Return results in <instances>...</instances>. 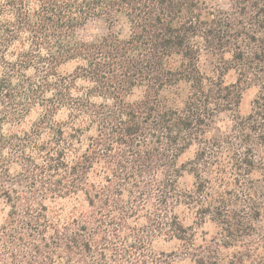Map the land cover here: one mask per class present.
Wrapping results in <instances>:
<instances>
[{"label": "trees", "instance_id": "1", "mask_svg": "<svg viewBox=\"0 0 264 264\" xmlns=\"http://www.w3.org/2000/svg\"><path fill=\"white\" fill-rule=\"evenodd\" d=\"M0 264H264V0H0Z\"/></svg>", "mask_w": 264, "mask_h": 264}, {"label": "rangeland", "instance_id": "2", "mask_svg": "<svg viewBox=\"0 0 264 264\" xmlns=\"http://www.w3.org/2000/svg\"><path fill=\"white\" fill-rule=\"evenodd\" d=\"M208 1L218 2L222 5H226L229 2V0H208ZM109 29H110V25L105 19L93 18V19H90L86 23V25L81 29V34L87 40H94L108 33ZM115 29L122 35H126L128 33V25L125 22L119 23L115 27ZM199 63H200L201 69L205 73L211 74L213 73V70L215 68L216 59H215V56L210 51L204 49L201 53ZM70 68L71 66L65 67V69H70ZM226 79L228 81H233L235 79L234 73L230 72L226 76ZM257 94H258V88L255 86L248 87L243 91L241 103L239 106V113L241 115L244 116L250 112L253 101L256 98ZM34 116L35 114L33 113L31 115V118H34ZM230 119H231L230 113H224L221 118V124L223 126L227 125L230 122ZM192 155H193V149H190L181 156L180 161L181 162L186 161L189 158H191ZM191 182H192V176L187 173L181 178V183L185 187L190 185ZM185 219L188 223L191 221L189 216H186Z\"/></svg>", "mask_w": 264, "mask_h": 264}]
</instances>
